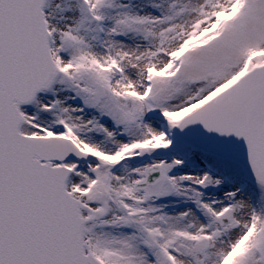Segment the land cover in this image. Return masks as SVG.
<instances>
[{
    "label": "snow or ice",
    "instance_id": "6c2138e0",
    "mask_svg": "<svg viewBox=\"0 0 264 264\" xmlns=\"http://www.w3.org/2000/svg\"><path fill=\"white\" fill-rule=\"evenodd\" d=\"M0 264H264V0H0Z\"/></svg>",
    "mask_w": 264,
    "mask_h": 264
}]
</instances>
